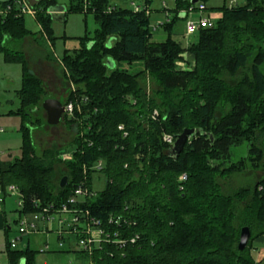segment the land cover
<instances>
[{"label":"trees","instance_id":"trees-1","mask_svg":"<svg viewBox=\"0 0 264 264\" xmlns=\"http://www.w3.org/2000/svg\"><path fill=\"white\" fill-rule=\"evenodd\" d=\"M190 1L174 0L171 19L161 23L165 39L152 42L150 0L138 4L139 10L110 0H69L66 12L89 13L98 27L92 38L81 37L79 47L60 57L64 76L76 86L63 101L73 104L63 120L76 125L75 148L64 160L62 149L36 151L32 130L40 119L32 114L43 100L41 81L29 72L21 51L3 48L4 61L21 66L19 106L10 111L20 116L21 126L19 155L0 160L2 189L17 186L23 201L18 214L33 211L35 201L64 202L78 185L93 189L83 207L105 221L126 218L128 224L108 228L121 237L138 235L120 248L107 245L113 257L104 255L105 264H264L251 254L252 240L264 234V176L233 194H225L218 181L264 170V0L212 8L220 17L195 32L196 40L184 48L172 37L177 12L207 0ZM55 5V0H39L33 8L40 31L51 40L48 9ZM5 9L0 37L31 33L14 0L0 1V10ZM184 50L192 60L179 67ZM136 63L141 65L136 72L122 66ZM143 74L156 82L155 97L139 85ZM183 128L194 133L173 156L163 135L174 141ZM242 143L245 154L232 159L231 148ZM61 163L66 170L58 174ZM95 179H102L100 190L94 189ZM242 226L251 236L238 250ZM4 247L10 264L21 256L27 264L35 261L37 250L28 245Z\"/></svg>","mask_w":264,"mask_h":264},{"label":"rangeland","instance_id":"rangeland-1","mask_svg":"<svg viewBox=\"0 0 264 264\" xmlns=\"http://www.w3.org/2000/svg\"><path fill=\"white\" fill-rule=\"evenodd\" d=\"M56 5L59 7L67 8L69 0H55ZM130 1L141 4V0H110V4H118L126 7H131ZM232 1V2H231ZM244 0H207L204 5L208 7H218L221 5L231 6L233 4H242ZM161 0H151L150 6H148L149 12V29L151 31V41H162L166 37V32L161 26V23L165 21L164 13L158 12L155 8L160 9ZM34 10V9H33ZM181 10V9H180ZM205 8L201 13L194 11L187 18L196 19L199 14L207 16L205 14ZM33 14H24V25L31 31L30 34L21 39H11L8 36L2 35L0 37V160L11 158L19 155L20 147V126L21 118L16 113H11L19 106V99L17 91L21 86V66L17 63H8L3 59V48L20 51L26 50L27 56L24 54L29 72L40 79L42 87V98L59 97L63 103L67 97L69 91L75 90L76 86L71 84L64 76L63 68L60 67V59L64 50H72L80 46L81 37L87 36L92 38L95 30L98 27L94 21L93 16L89 13L83 14L81 12H67L63 18H52L50 25L53 30L54 39L51 40L46 37L38 27L37 22L33 18ZM213 14H218V10L211 8ZM33 15V17H32ZM186 20V19H185ZM213 22L215 19H212ZM185 21L179 20L178 25L182 26ZM197 33V32H196ZM196 33L187 35L184 39L189 42H185L182 47L187 48L193 41L196 40ZM112 43V39H108L107 44ZM38 46V49L37 47ZM184 60L178 61L179 67H184L192 60L189 52L182 53ZM45 61V65L43 62ZM51 63V68L46 65ZM130 72H136L141 68L139 63L132 65H122ZM49 68V69H48ZM234 79V78H232ZM230 79L231 81H234ZM138 82L145 94L148 97H155V91L158 86L156 82L146 74L138 77ZM223 108V107H222ZM220 111V110H219ZM64 114V113H63ZM33 118L40 119V123L35 126V130L32 133L33 143L37 152L46 148L62 149V158L67 159L74 150L75 146L71 142L76 134V125L69 124L62 119L56 125H48L45 122V114L40 105L32 114ZM232 159L237 158L240 155H244L246 152V145L242 143L239 146L232 147ZM57 173L62 174L66 168L64 164L57 166ZM264 176V170L256 169L249 170L247 172L232 173L225 178H218L222 191L225 194H233L237 189L241 187H250L256 178ZM94 189L100 190L103 187L102 179L100 181L94 180ZM15 208L17 205V196L10 195L5 198L3 203V211L6 219V223L10 227V230L5 237L3 231L0 230V249L5 246V240L18 236L17 233V213ZM17 218V219H16ZM16 219V222L14 220ZM54 231L51 230L45 234H36L30 236V247L34 249L43 248L44 243L47 242L50 248L57 247ZM27 240V236L23 235L22 240L17 242L18 246H21ZM252 257H256L254 251H251ZM67 258H71V255H67Z\"/></svg>","mask_w":264,"mask_h":264},{"label":"built area","instance_id":"built-area-1","mask_svg":"<svg viewBox=\"0 0 264 264\" xmlns=\"http://www.w3.org/2000/svg\"><path fill=\"white\" fill-rule=\"evenodd\" d=\"M17 5L18 13L33 14L34 10L30 9L25 0H14ZM131 6L134 10H139L140 6L132 2ZM10 6H7L9 9ZM203 3H199L196 7L190 6L187 9L181 10L185 13V34L189 35L197 32L200 28L211 26L213 20L207 15H200L196 19L187 18L192 12L197 11L201 13L205 9ZM6 12L0 10V13ZM64 113L72 114L73 104L68 102L63 104ZM156 114V112H154ZM118 129L123 130V125L119 124ZM2 129L0 128V131ZM126 135V132L123 133ZM163 140L172 143L173 138L169 134L163 135ZM101 161L99 160L94 168L99 169ZM180 178H185L181 175ZM95 194L93 189H88L78 185L73 189L71 195L66 201L61 203H46L42 204L35 201L33 211L20 212L17 219V233L18 236L10 238L6 241L8 249H24L26 245L29 246V241L26 240L21 246L17 245L18 241L22 240V236L27 237L36 234H47L53 230L55 234V241L57 247L50 248L48 243L45 242L43 248L38 249V254L49 255L51 261L47 259L36 261L33 264H105L103 256L113 257V252L106 249L107 245H113L115 248H120L126 243H134L138 239V235L132 237H121L116 229L110 230L108 227L128 224L126 218L116 215L109 216L107 220H102L93 216L89 209L83 207L86 197ZM17 196L18 209L21 211L23 208V201L17 186L10 184L7 185L5 191L2 189L0 182V211L5 196ZM71 255V258H67ZM9 251L3 247L0 249V264H10ZM16 264H27L25 256H21Z\"/></svg>","mask_w":264,"mask_h":264},{"label":"crops","instance_id":"crops-1","mask_svg":"<svg viewBox=\"0 0 264 264\" xmlns=\"http://www.w3.org/2000/svg\"><path fill=\"white\" fill-rule=\"evenodd\" d=\"M38 1L39 0H25V3H26V5L30 8V9H33L34 8V6L38 3ZM133 1H130V5H131V3H132ZM232 2V1H231ZM142 3H144V0H141V4ZM137 4V3H136ZM150 4H151V0H150V2L148 3V6H150ZM161 7H159L160 9H157V8H155V10L156 11H158V12H163L164 13V15H165V20L167 19V17H169V19H171V16H172V13H173V8H174V0H161V5H160ZM206 7V11H205V14L206 15H208L211 19H217V18H219L220 17V15H221V13H220V11H218V14H217V12H216V14H213L212 12H211V8H215V7H208V6H205ZM177 12V11H176ZM66 8H65V12L64 13H61V12H59V11H54L53 12V15L55 16V17H57V18H63V17H65V15H66ZM63 16V17H62ZM177 16L179 17V19L182 21L183 19H184V17L186 16L185 15V13L184 12H182L181 10H178V12H177ZM32 17H33V15H32ZM34 19H35V16L33 17ZM36 21V20H35ZM178 22H176V28L174 29V32L173 33H176V34H173V38H175L176 40H178V42H180L182 45L183 44H185V42H189V41H186L185 39H184V37L186 36V34H185V32H184V23H183V25L182 26H179L178 24H177ZM38 24V23H37ZM38 27H39V30H40V26L38 25ZM186 38V37H185ZM37 47V49H38V46H36ZM23 54H26V56H27V54H28V52L26 51V50H20ZM26 60L28 59V58H25ZM42 62H43V65H45L44 63H45V61L44 60H41ZM27 62V61H26ZM58 62H60V59L58 60ZM28 63V62H27ZM61 64V63H60ZM46 65L48 66V67H52V66H54V65H52L51 63H49V61H48V64L46 63ZM52 65V66H51ZM60 67H62V65H60ZM49 69V68H48ZM63 73V72H62ZM52 98H56V99H59V97L57 98V97H52ZM60 100V99H59ZM41 105V104H40ZM44 114H45V112H44ZM34 130H35V128H33V130H32V133L34 132ZM2 160H5V159H2ZM62 160H64L63 158H62ZM7 196H5L4 197V200H3V203H4V201H5V198H6ZM3 203H2V209H1V211H0V230L1 231H3V233H4V235H5V237H7V233H8V231H6L5 229L7 228L8 230H10V227L8 226V224L6 223V219H5V216H4V209H3ZM18 209V208H17ZM15 212H16V208H15ZM17 213V217H18V212H16ZM17 219V218H16ZM45 235H47V234H45ZM27 240L29 241V246H30V236L29 237H27ZM6 241H7V239L5 240V243H6ZM252 245H253V247H252V249H251V251H254V253H255V255H256V257L254 258L255 259V261L256 262H261V261H263L264 260V234H261V235H259V236H257V237H255L253 240H252ZM32 248V247H31ZM34 249V248H33ZM35 250H37L38 251V249H35ZM26 258V257H25ZM45 259H47L48 261H51V259H50V256L49 255H42V256H40L39 254H38V252L36 253V256H35V261L34 262H36V261H42V260H45ZM52 262V261H51Z\"/></svg>","mask_w":264,"mask_h":264},{"label":"water","instance_id":"water-1","mask_svg":"<svg viewBox=\"0 0 264 264\" xmlns=\"http://www.w3.org/2000/svg\"><path fill=\"white\" fill-rule=\"evenodd\" d=\"M6 1V0H0ZM191 3L197 2V0H191ZM48 11L51 14L52 18H55L53 15L54 11H59L61 13L65 12L63 7H59L57 5L50 7ZM41 108L45 112V121L48 125H56L62 119V115L64 113L63 103L56 98H45L41 102ZM194 133V128H183L182 131L176 135L174 141L172 142V146L170 148V152L173 156H177L179 152L182 150L184 144L187 142L189 136ZM67 177L64 175L59 180V186L62 188L66 185ZM251 236V231L248 226H242L239 230L237 248L238 250L244 249Z\"/></svg>","mask_w":264,"mask_h":264}]
</instances>
